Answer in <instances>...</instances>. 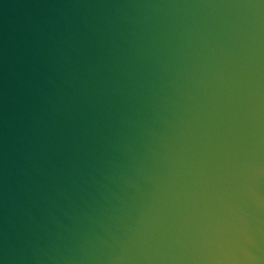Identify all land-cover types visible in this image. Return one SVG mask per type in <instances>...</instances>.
I'll return each instance as SVG.
<instances>
[{
    "label": "clouds",
    "instance_id": "obj_1",
    "mask_svg": "<svg viewBox=\"0 0 264 264\" xmlns=\"http://www.w3.org/2000/svg\"><path fill=\"white\" fill-rule=\"evenodd\" d=\"M0 36V264H264V0H36Z\"/></svg>",
    "mask_w": 264,
    "mask_h": 264
},
{
    "label": "water",
    "instance_id": "obj_2",
    "mask_svg": "<svg viewBox=\"0 0 264 264\" xmlns=\"http://www.w3.org/2000/svg\"><path fill=\"white\" fill-rule=\"evenodd\" d=\"M36 0H0V36L23 23L37 10L32 7Z\"/></svg>",
    "mask_w": 264,
    "mask_h": 264
}]
</instances>
